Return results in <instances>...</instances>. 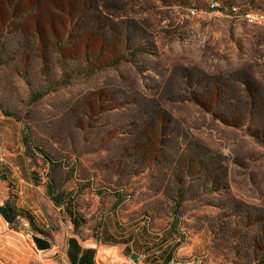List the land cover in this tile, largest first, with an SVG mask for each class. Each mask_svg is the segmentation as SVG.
I'll return each mask as SVG.
<instances>
[{
    "label": "rangeland",
    "instance_id": "374dc122",
    "mask_svg": "<svg viewBox=\"0 0 264 264\" xmlns=\"http://www.w3.org/2000/svg\"><path fill=\"white\" fill-rule=\"evenodd\" d=\"M225 1L104 0L114 20L143 23L149 38L141 42L146 53L131 63L73 80L36 104L28 103L29 88L17 76L11 55V62L0 68V106L13 115L15 127L18 124L23 153L25 132L60 165L52 175L58 187L73 196L78 218L83 219L77 228L79 245L94 250L97 260L103 248H114L126 261L134 254L150 264L163 263L167 255L174 264H258L262 258L264 23L247 24L230 14ZM213 3L216 6L211 9ZM235 5L240 13L264 14V0H236ZM37 75V70L29 75L34 87L42 84ZM185 77L196 78L202 86L211 79H222L225 87L235 90L239 103L245 101L241 83H247L261 103L246 115V124L240 128L214 120L191 103L167 104L172 116L167 135L172 148L168 150L174 159L193 149L204 163L208 160L203 154L209 152L220 165L210 164L203 173L185 178L189 192L174 218L175 186L169 169L175 164L144 168L138 166L140 158H122L132 164L113 165L132 146L135 109L127 107L95 118L82 113L88 110L93 91L105 88L128 95L138 91L146 97L165 96L166 92L177 95L189 83ZM217 113L228 120L225 109H217ZM28 160L33 183L38 180L46 203L52 204L46 191L49 165L37 151ZM8 162L18 163L16 159ZM207 177L220 190L208 192ZM116 193L123 200L111 211ZM5 205L16 216L7 227L25 234L43 232L52 240L60 235L61 246L54 258H65L66 239L74 230L63 208L42 203L43 216L34 224L30 212L18 209L13 196ZM171 223L175 229L169 233Z\"/></svg>",
    "mask_w": 264,
    "mask_h": 264
},
{
    "label": "trees",
    "instance_id": "16d2710c",
    "mask_svg": "<svg viewBox=\"0 0 264 264\" xmlns=\"http://www.w3.org/2000/svg\"><path fill=\"white\" fill-rule=\"evenodd\" d=\"M235 2L225 1L230 14L231 8L238 7ZM105 4L104 0H0V68L11 62L8 55L14 58L16 74L29 88L28 103L36 104L48 94L69 86L73 80L90 78L120 64L131 63L146 53L141 42L149 38L143 23L135 19L114 20L108 15ZM10 45L13 47L9 48ZM33 70H37L42 82L35 87L29 81ZM185 78L189 83L177 95L166 92L165 96L146 97L138 91L128 95L120 89L105 88L93 91L87 114L82 113L84 117L95 118L102 113L127 107L135 109L132 146L124 149L113 165L132 164V161H122V158H140L138 166L144 168L151 164L161 168H165V163L168 166L175 164V168L169 169L175 186L174 218L178 216L189 192V187L184 186L185 178L203 173L210 164L219 165V160L206 152L203 155L208 164L204 163L198 155H194L193 149L186 151L183 158L174 159L175 155L168 150L172 148L170 139H167L172 116L167 111V104L191 103L214 120L240 128L246 124V115L256 111L261 103L247 83H241L245 101L239 103L234 95L235 90L225 87L222 79H211L206 86H202L195 82L196 78ZM217 109H225L228 120L223 119ZM0 112L6 118H14L1 106ZM22 143L26 157L31 158L33 152L37 151L49 165L46 185L48 198L56 208L64 209L73 225V237L67 240L68 257L77 258L76 264H95V251L81 249L77 239V228L83 219L78 218L73 196L60 189L53 178V171L60 165L40 151L25 132ZM34 182L36 186L40 185L38 180ZM215 182L207 177L205 184L208 192L220 190ZM122 200L121 194L116 193L111 211ZM174 229L175 223H171L169 233ZM259 240L264 242V234ZM171 260L167 255L163 264ZM258 264H264V253Z\"/></svg>",
    "mask_w": 264,
    "mask_h": 264
},
{
    "label": "crops",
    "instance_id": "0c3cea01",
    "mask_svg": "<svg viewBox=\"0 0 264 264\" xmlns=\"http://www.w3.org/2000/svg\"><path fill=\"white\" fill-rule=\"evenodd\" d=\"M10 118L4 117L0 112V205H5V202L10 196H13L15 204L18 209L28 211L31 217L35 219L43 216L42 203H46L42 190L36 186L31 178V171L29 160L23 153L22 145L19 141V127ZM16 128V132H15ZM16 147V149H14ZM17 153H14V152ZM16 159L17 165L13 166L8 160ZM9 173V176L7 175ZM15 178V181H14ZM13 183H10V180ZM0 218V264H76L77 258L68 257L67 240L72 238L68 235L66 239V253L65 258L60 261L54 258L60 245V235H54L53 240L40 233L45 238L49 239L52 248L45 253H38L35 248L28 243V235L14 231L2 225ZM81 249H84L81 247ZM120 253H122L120 251ZM122 255V254H121ZM134 255L131 254L130 257ZM116 264H150L142 261L139 256L136 259L126 261L122 256H118ZM95 264H99L97 255H94ZM163 264V263H161ZM168 264H174L171 260Z\"/></svg>",
    "mask_w": 264,
    "mask_h": 264
},
{
    "label": "water",
    "instance_id": "95a60500",
    "mask_svg": "<svg viewBox=\"0 0 264 264\" xmlns=\"http://www.w3.org/2000/svg\"><path fill=\"white\" fill-rule=\"evenodd\" d=\"M0 217L6 225H11L16 216L8 210L5 205H0ZM28 239L31 244L34 246L35 250L38 253H45L52 248V244L49 239L45 238L38 232L30 231L27 232ZM132 259H136V255L131 256ZM118 253H115L114 248H103L98 257L99 264H114L117 262Z\"/></svg>",
    "mask_w": 264,
    "mask_h": 264
},
{
    "label": "built area",
    "instance_id": "2783aa9c",
    "mask_svg": "<svg viewBox=\"0 0 264 264\" xmlns=\"http://www.w3.org/2000/svg\"><path fill=\"white\" fill-rule=\"evenodd\" d=\"M216 4H211V9L215 8ZM231 14L241 17L249 25H262L264 23V14L260 12L246 11L240 13L236 7L231 8Z\"/></svg>",
    "mask_w": 264,
    "mask_h": 264
}]
</instances>
